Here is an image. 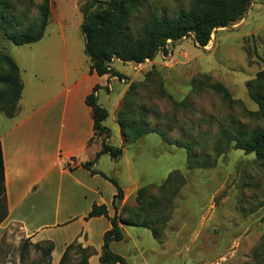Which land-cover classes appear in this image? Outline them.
Listing matches in <instances>:
<instances>
[{"label":"rangeland","instance_id":"374dc122","mask_svg":"<svg viewBox=\"0 0 264 264\" xmlns=\"http://www.w3.org/2000/svg\"><path fill=\"white\" fill-rule=\"evenodd\" d=\"M92 1L48 0L49 24L39 42L16 45L0 35V51L18 62L25 99L31 105L38 100L40 85L43 97L53 94L80 71L81 65L73 66L77 61L71 47L77 43L85 47L82 7ZM194 1L141 0L130 12L127 28L139 35L146 22L173 17ZM109 2L97 0L95 8ZM45 3L0 0V14L25 29L39 23ZM62 32L68 37L66 45L56 40ZM263 57L264 0H252L244 17L214 31L206 46L191 34L169 41L153 60L113 61L124 78L110 75L113 78L99 100L109 111L107 141L123 152L116 160L101 154L99 168L122 184L151 185L147 202L157 203L148 202L138 217L147 215L149 227L123 224L124 240L111 246L129 264H264V160L237 148L233 140L258 126L264 128V109L253 98L264 90L251 82L263 68ZM206 75L223 83L235 102L210 88ZM132 85L128 117L136 119L143 110L150 127L166 130L167 138L191 144L190 149L167 143L156 132L134 143L124 140L118 114ZM94 140L92 146L101 147L102 136ZM175 170L184 177L183 186L161 189L159 185ZM137 205L135 193L118 202V213L128 217ZM31 243L35 242L24 237L19 226L0 225V264H56L45 245L36 249ZM79 258L69 264H78Z\"/></svg>","mask_w":264,"mask_h":264},{"label":"crops","instance_id":"0c3cea01","mask_svg":"<svg viewBox=\"0 0 264 264\" xmlns=\"http://www.w3.org/2000/svg\"><path fill=\"white\" fill-rule=\"evenodd\" d=\"M63 32L56 40L65 44L69 41ZM71 48L77 61L74 68L81 65L72 81L44 97L40 85L36 92L38 100L33 105L25 99L24 81L16 115L9 117L0 112V142L10 210L1 226L17 225L22 235L35 243L53 241L52 259L56 264L60 262L66 246L76 240L84 247L96 249L97 254L89 258L88 264H98L105 232L112 228V224L104 215L87 216L94 203L106 204L109 214L114 215L117 187L100 173L114 177L99 168L100 156L97 157V153L102 149V141L101 147L92 146L96 142L94 118L87 97L97 84L100 97L113 77L109 73L99 75L90 71L83 44H73ZM62 51L67 53V47H62ZM65 65L68 68V64ZM98 101L108 109L106 104ZM108 155L113 160L117 159ZM88 161L93 162L91 168L83 165ZM119 184L125 200L142 187L137 182Z\"/></svg>","mask_w":264,"mask_h":264},{"label":"trees","instance_id":"16d2710c","mask_svg":"<svg viewBox=\"0 0 264 264\" xmlns=\"http://www.w3.org/2000/svg\"><path fill=\"white\" fill-rule=\"evenodd\" d=\"M86 3L82 7L84 20L81 25L83 34L86 37L85 52L90 61V71H96L99 75L110 74L124 78L119 70L113 67L112 63L115 59L123 62L141 63L147 59L153 60L156 55L164 50L169 41L175 42L183 37L194 35V39L201 46H206L212 39V34L218 28L226 27L240 19L247 12L252 0H195L191 7L183 12H179L170 18L152 19L141 28L139 35L133 34L128 28L130 12L137 10L141 0H111L107 7L95 8V2ZM95 3V4H94ZM44 12L39 23L21 29L17 27L9 18L0 14V35L16 45L32 44L40 41L49 24V2L46 0ZM263 68L257 73V77L251 82L258 83L259 87L264 90V57L262 58ZM209 86L217 93L222 94L223 98L229 102H235L231 97L228 88L221 82H212V76L206 75ZM135 86H131L129 93L125 99V105L120 109L118 121L124 136V140L128 143H134L144 135L152 132L159 133L167 143L191 148V144H184L181 141H172L167 138L166 130H159L150 127L146 123L145 112L139 111V117L134 119L128 117L127 98L133 94ZM100 86L97 84L92 93L87 97V103L92 107V115L94 118L95 137L102 136V149L97 153V157L101 154L108 153L113 158H118L122 152V147H116L107 141L110 137V128L105 125V121L109 116V111L102 106L98 99V90ZM24 91V83L20 73L18 62L8 53L0 51V112L9 117H13L18 112L19 103L22 99ZM172 99L170 94H167ZM261 109H264V92L258 91L253 95ZM175 104L179 102L174 101ZM231 138H229L230 140ZM233 139V138H232ZM231 139V140H232ZM236 147L243 149L247 153H255L257 158L264 160V128L256 127L251 132L236 135ZM188 160H192L189 155ZM93 162L83 163L87 168H91ZM99 172L98 170H92ZM179 171L170 172L167 179L159 185L161 189H171L174 186L178 189L183 186L185 180ZM109 179L116 187L117 194L114 196L113 207L115 214L110 215L106 204L94 203L87 218L95 216H106L112 228L105 232L103 252L100 255L98 264H129L124 255L115 252L111 248L112 242H120L124 240L125 233L123 224L140 225L149 227V218L143 214V218H138L144 213L147 204H157L148 201L149 187L144 185L136 191L137 206L130 209L128 217L125 213H118V202L123 200L124 191L118 180L108 176L104 172H100ZM8 193L5 178V165L2 143L0 142V225L9 215ZM157 235V234H156ZM36 249H42L44 245L47 247L46 253L52 258V251L55 244L51 240L31 243ZM97 254L92 246L84 247L77 240L68 244L63 253L59 264H69L75 257L80 256L78 264H88L89 258Z\"/></svg>","mask_w":264,"mask_h":264}]
</instances>
